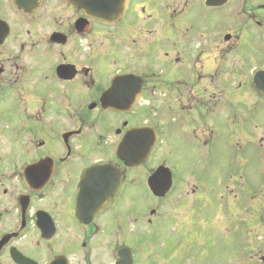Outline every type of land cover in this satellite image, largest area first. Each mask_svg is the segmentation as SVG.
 <instances>
[{
  "label": "flooded vegetation",
  "instance_id": "af4514ba",
  "mask_svg": "<svg viewBox=\"0 0 264 264\" xmlns=\"http://www.w3.org/2000/svg\"><path fill=\"white\" fill-rule=\"evenodd\" d=\"M228 148L264 151V0H0V264H264Z\"/></svg>",
  "mask_w": 264,
  "mask_h": 264
},
{
  "label": "rangeland",
  "instance_id": "374dc122",
  "mask_svg": "<svg viewBox=\"0 0 264 264\" xmlns=\"http://www.w3.org/2000/svg\"><path fill=\"white\" fill-rule=\"evenodd\" d=\"M254 123H252V124L254 125ZM244 147H245V145L243 143V149H244ZM177 153H178V149L175 150L174 155H177ZM260 154H261V158L259 159ZM228 155H229V160H228L226 165H222V167H220V170L215 169V168L212 170V174H213V176H215L212 178V180L217 182V179L220 176V174L223 171H226L228 187L230 190L235 189L237 186V183H238L237 180L238 181H240V180L237 179L236 177L230 178L229 176L231 175V173H233L235 176L237 173V170L241 168L245 174L247 173L249 175H251V174L254 175V178L245 179L244 180L245 184L248 183V180L249 181L254 180L256 182L255 184L257 185L258 190L264 191V151H261V153H259L255 158H252V160L250 158L248 161H246V160L249 157L244 155V157H243L244 160H242L239 163V165H237L235 161L230 160L231 156H230L229 148H228ZM212 189L213 188L211 187V190ZM243 252H244V258L242 259V262H239L238 264H263V263L257 262L256 259H254L253 261L251 260V255L253 253L251 251H249L247 247L244 248ZM228 264H236V263L231 261V258H230Z\"/></svg>",
  "mask_w": 264,
  "mask_h": 264
},
{
  "label": "water",
  "instance_id": "95a60500",
  "mask_svg": "<svg viewBox=\"0 0 264 264\" xmlns=\"http://www.w3.org/2000/svg\"><path fill=\"white\" fill-rule=\"evenodd\" d=\"M147 153H149V151H147V152H146V153H144V154H147ZM144 154H143V155H144ZM132 160H133V159H132ZM130 161H131V160H130Z\"/></svg>",
  "mask_w": 264,
  "mask_h": 264
}]
</instances>
